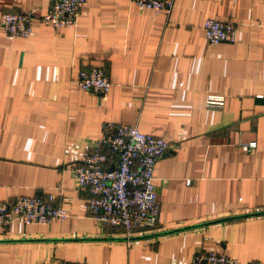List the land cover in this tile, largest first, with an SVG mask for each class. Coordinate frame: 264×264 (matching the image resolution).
Listing matches in <instances>:
<instances>
[{
  "label": "crops",
  "instance_id": "obj_1",
  "mask_svg": "<svg viewBox=\"0 0 264 264\" xmlns=\"http://www.w3.org/2000/svg\"><path fill=\"white\" fill-rule=\"evenodd\" d=\"M49 1L0 0V15L38 18ZM206 19L233 22L234 42L207 46ZM91 66L109 80L104 96L72 83ZM103 122L169 146L153 170L155 224L128 239L85 214L71 174ZM50 193L67 218L0 228V264H189L201 253L264 264V0H173L167 17L85 0L73 32L37 19L27 39L0 30V202Z\"/></svg>",
  "mask_w": 264,
  "mask_h": 264
},
{
  "label": "built area",
  "instance_id": "obj_2",
  "mask_svg": "<svg viewBox=\"0 0 264 264\" xmlns=\"http://www.w3.org/2000/svg\"><path fill=\"white\" fill-rule=\"evenodd\" d=\"M138 11L147 10L167 17L173 0H128ZM85 0H50L44 14L35 18L32 13L6 11L0 15V30L7 39H27L37 19L52 29L76 28L79 10ZM207 46L232 44L236 25L206 19L201 25ZM81 92L97 96L107 94L110 83L99 67L81 68L72 80ZM206 106L220 107L222 97L207 96ZM169 146L161 138L140 133L135 126L103 122L98 138L92 146L81 150L71 174L75 185L86 191L85 214L95 222L117 229L128 239L134 231L153 228L158 205L154 194L153 170L156 162ZM254 143L240 145L242 152L250 153ZM189 184V180L185 182ZM53 194L33 198L16 197L8 203L0 202V228L15 222L22 225H46L62 222L66 211L55 203ZM41 264H88L75 262H44ZM189 264H241L224 254L201 253L193 256ZM256 264V263H253Z\"/></svg>",
  "mask_w": 264,
  "mask_h": 264
}]
</instances>
